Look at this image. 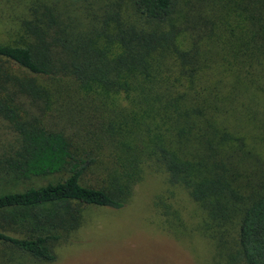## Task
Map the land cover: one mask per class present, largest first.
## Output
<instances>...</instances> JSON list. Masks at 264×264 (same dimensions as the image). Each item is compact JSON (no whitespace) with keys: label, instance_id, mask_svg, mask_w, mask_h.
I'll return each mask as SVG.
<instances>
[{"label":"trees","instance_id":"trees-1","mask_svg":"<svg viewBox=\"0 0 264 264\" xmlns=\"http://www.w3.org/2000/svg\"><path fill=\"white\" fill-rule=\"evenodd\" d=\"M128 1L134 23L111 12L92 35L59 30L48 38L30 26V44L0 45V118L16 144L0 162L1 173L24 179L67 173L55 183L0 194L3 223L10 212L55 207L49 215L33 213L24 238L0 231V244L35 263H54L55 248L81 228L86 210H124L146 172L162 170L167 197L182 188L201 212L192 231L212 255L200 264H264V192L242 195L226 166L239 141L232 144L229 134L225 69L213 73L221 55L198 45L193 26L180 28L188 18L172 25L179 0ZM251 38L264 50V24ZM11 63L21 76L8 73ZM40 79L57 85L66 108L54 107ZM91 87L102 101L86 98V111L67 116ZM113 96L126 105L110 107ZM153 205L165 234L173 240L190 234L165 196Z\"/></svg>","mask_w":264,"mask_h":264},{"label":"rangeland","instance_id":"rangeland-1","mask_svg":"<svg viewBox=\"0 0 264 264\" xmlns=\"http://www.w3.org/2000/svg\"><path fill=\"white\" fill-rule=\"evenodd\" d=\"M111 12L132 23L138 19L132 14L128 0H0V45L30 44L34 39L30 26L41 27L48 38L59 30L77 37L92 35L100 31ZM185 18L191 22L182 24ZM171 23L176 27L182 24L180 28L193 26L191 35L198 45L208 46L214 56L221 55V62L213 63V73L219 76L225 69L229 134L232 144L239 141L226 166L242 195L250 198L264 192V50L251 38L264 24V0H179ZM5 67L8 73L22 75L12 63ZM39 81L52 90L49 96L56 102L54 107L66 108V101L61 100L64 96L56 92L57 85L50 80ZM101 95L96 87L85 90L72 102L67 116L75 118L83 107L87 110L84 99L102 101ZM107 101L110 107L127 103L117 96ZM15 147L12 130L0 118V162ZM66 175L61 172L24 179L0 171V194L55 183ZM165 177L162 170L147 171L124 210H86L81 228L55 248L57 258L51 264H200L201 256L205 260L208 254L209 258L212 246L202 238V245L199 244V237L192 231L200 221V210L182 188H174L173 195L167 197ZM160 195L167 198L190 232L179 241L161 230L160 224L165 219L156 215L153 205L154 198ZM35 212L49 215L55 212V207L46 205L10 212L11 221H0V231L24 238L34 226ZM0 262L41 264L8 243L0 244Z\"/></svg>","mask_w":264,"mask_h":264}]
</instances>
